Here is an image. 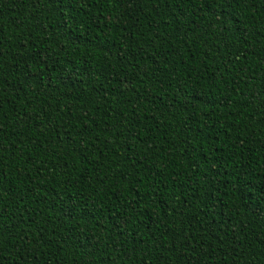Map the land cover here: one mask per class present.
Returning <instances> with one entry per match:
<instances>
[{
	"label": "trees",
	"instance_id": "obj_1",
	"mask_svg": "<svg viewBox=\"0 0 264 264\" xmlns=\"http://www.w3.org/2000/svg\"><path fill=\"white\" fill-rule=\"evenodd\" d=\"M0 264H264V0H0Z\"/></svg>",
	"mask_w": 264,
	"mask_h": 264
},
{
	"label": "snow or ice",
	"instance_id": "obj_2",
	"mask_svg": "<svg viewBox=\"0 0 264 264\" xmlns=\"http://www.w3.org/2000/svg\"><path fill=\"white\" fill-rule=\"evenodd\" d=\"M126 223V222H125Z\"/></svg>",
	"mask_w": 264,
	"mask_h": 264
}]
</instances>
